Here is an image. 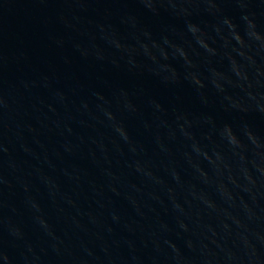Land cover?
<instances>
[{
  "label": "water",
  "instance_id": "1",
  "mask_svg": "<svg viewBox=\"0 0 264 264\" xmlns=\"http://www.w3.org/2000/svg\"><path fill=\"white\" fill-rule=\"evenodd\" d=\"M0 264H264V0H0Z\"/></svg>",
  "mask_w": 264,
  "mask_h": 264
}]
</instances>
